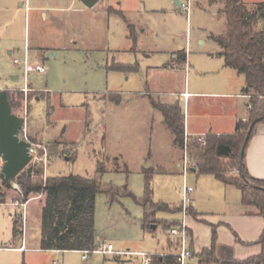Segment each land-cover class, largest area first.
Wrapping results in <instances>:
<instances>
[{
  "label": "rangeland",
  "instance_id": "rangeland-1",
  "mask_svg": "<svg viewBox=\"0 0 264 264\" xmlns=\"http://www.w3.org/2000/svg\"><path fill=\"white\" fill-rule=\"evenodd\" d=\"M25 1L0 0V86L12 95L14 113L26 119L24 127L30 140L48 149L46 164L32 160L30 166H41L43 179L69 174L98 177L103 183L127 187L138 198L145 195V170L151 169L153 199L181 209L176 213L172 209L159 211L155 221L144 227L143 207L134 198L118 196L111 201L105 193H99L96 243H111L114 251L91 252L84 260L83 252L77 250L39 249L38 210L44 196L31 194L24 202L19 184L13 180L9 189L1 190L0 264H145L137 253L162 254L159 251L172 239L167 228L180 223L177 218L183 216V179L179 174L157 172V164L169 167L175 137L160 108L148 96L136 94L145 92L151 80L154 85L159 82L148 67L164 64L169 57L167 51L182 45L194 58L201 56L202 50L217 48L207 35L210 30L220 29L221 20L199 8L196 0H192L189 13L176 6L175 0H121L128 12L142 11L140 22L148 30L138 44L147 51L164 52H152L150 56L134 51L113 53L135 45L127 38L123 19L102 10L100 3L93 8L35 17L33 11H25L26 6L21 7ZM29 42L39 46L40 57L35 51L28 53ZM46 48H54L55 54L48 56ZM14 59L22 65L15 64ZM26 60L45 63L47 71H31L25 76ZM120 64L133 68H112ZM13 76H17L16 81ZM27 84L28 89L21 90ZM175 103L184 115L182 103ZM98 161L106 168L101 175L97 172ZM149 161L155 166L151 163L145 167ZM19 215L23 228L15 234L13 217ZM23 237V249L11 248L21 245Z\"/></svg>",
  "mask_w": 264,
  "mask_h": 264
},
{
  "label": "crops",
  "instance_id": "crops-1",
  "mask_svg": "<svg viewBox=\"0 0 264 264\" xmlns=\"http://www.w3.org/2000/svg\"><path fill=\"white\" fill-rule=\"evenodd\" d=\"M243 1L248 5L258 2ZM180 2V0H175L176 6H180ZM99 3L102 10L123 19L127 27V38L135 45V48L122 51L112 50L113 53L134 51L150 56L152 52H164L163 50L147 51L142 44H138L139 39L148 30V27L140 22V18L143 19L142 11L128 12L123 8L121 0H98L92 6L86 5L83 0H26L25 4H21V7L26 6L25 11H33L35 17L40 15L47 17L49 14L56 15L58 12H69L73 9L93 8ZM79 4H81V8H79ZM196 4L199 8L210 12L213 17L221 20L220 29L217 32L210 30L207 35L209 40L217 45V48L202 50L200 52L202 55L194 58L189 57L190 52L186 51L187 49L182 45H179L177 50L167 51L169 57L164 64H154L148 67L150 73H153L154 76L157 75L156 78L159 77V82L156 81V85H154L155 82L151 80L147 84L148 88L145 92L136 95L148 96V100L156 103L181 102L184 111L182 120L185 133L190 136L233 133L239 119L248 120L249 118V96L244 92L246 79L237 70L225 65L224 57L220 54L221 47L211 37L212 34H221L225 28L224 18L219 13L223 7L222 0H196ZM9 8L6 5L5 10L8 11ZM129 25H132L133 31H130ZM201 43L205 42L202 40ZM27 47L28 53L35 51L37 57L41 56L39 46H32L29 42ZM44 50L48 56L55 54L54 48ZM184 53L186 59L182 60L181 56ZM9 54L12 52L10 51ZM12 78L14 81L17 80V76ZM28 85H25L21 90ZM0 89L4 88L0 86ZM171 144L169 167L157 164L156 169L161 175L179 174L183 179V195L186 184L195 187L191 193L192 200L189 205L193 212L185 218L193 250V255L188 260L189 264L198 259L196 255L203 249L211 247L213 231L216 233L214 264L243 261L264 253V240L259 242L264 231V218L260 215L250 214L251 209L242 204L240 189L235 185L220 181L212 174H197L193 169L185 175L181 168L182 148L174 140ZM150 153L149 155H151ZM151 163L155 166L150 161L146 165L149 167ZM245 163L248 172L253 177L264 179V123L259 124L246 148ZM29 202L30 200L27 204ZM41 210L42 206L38 210L40 217ZM15 217H13V221ZM182 219V215L177 218L180 221ZM40 239L41 233L37 242L39 249ZM170 247L171 242L168 240L166 248L159 252H165ZM11 248L23 249L24 237L21 245Z\"/></svg>",
  "mask_w": 264,
  "mask_h": 264
},
{
  "label": "trees",
  "instance_id": "trees-1",
  "mask_svg": "<svg viewBox=\"0 0 264 264\" xmlns=\"http://www.w3.org/2000/svg\"><path fill=\"white\" fill-rule=\"evenodd\" d=\"M222 2L223 7L219 13L224 18L225 28L221 34H212L211 37L221 47L220 54L224 57L225 65L245 76L244 92L249 96V118L239 119L233 133L206 134L205 144L198 142L192 136L189 137L188 149L194 162L192 169H195L197 174H212L226 184L235 185L241 191L242 204L248 208L253 207L250 208V214L264 218V179L253 177L245 163L246 148L259 124L264 123V2L254 5H248L243 0H222ZM129 28L133 31L132 25H129ZM181 58L185 60L186 54L184 53ZM112 68L128 70L133 67L120 64ZM8 98L13 110L12 95L9 92ZM153 104L163 112L164 122L173 132L175 143L183 148L186 133L180 106L177 103L153 102ZM260 117L263 118L259 119ZM254 121L256 122L246 141L248 129ZM244 145L245 150L241 153ZM31 166V175L25 169L15 180L21 188L24 202L31 194L44 196L41 210L40 249L42 250L93 251L98 246L95 208L99 193H105L111 201L118 196L134 198L143 207L144 227L150 226L155 221L159 211L169 212L172 209L176 213L181 209V207L171 208L167 202L153 199L151 169L145 170V195L138 198L127 187L119 188L112 183H103L98 177L69 174L47 176L43 179L42 167L36 164ZM105 171L106 168L98 161L99 175ZM234 171L237 173L234 174ZM11 183L12 181H8L4 184L0 179V202H4V194L1 190L9 189ZM192 212L190 209V213ZM21 216L14 218L15 234L23 228ZM263 240L264 231L259 242ZM170 242L171 247L160 255H153L149 264H180L174 255L177 245L173 239ZM215 243L216 233L213 231L211 247L203 249L196 255L199 258L198 264H214ZM231 264H264V253L243 261H233Z\"/></svg>",
  "mask_w": 264,
  "mask_h": 264
},
{
  "label": "built area",
  "instance_id": "built-area-1",
  "mask_svg": "<svg viewBox=\"0 0 264 264\" xmlns=\"http://www.w3.org/2000/svg\"><path fill=\"white\" fill-rule=\"evenodd\" d=\"M191 5H192V0H183L180 2V6L187 11L188 13L191 11ZM14 63L17 65H22V63L18 59H14ZM25 65V76H28L31 71H37L39 73H45L47 71V66L43 62L31 64L27 60L24 62ZM28 86L24 88V90H27ZM26 123V119H25ZM24 123V124H25ZM24 127V125H23ZM24 130V133L22 134ZM19 137L23 140H26L30 142V153L32 155V160L35 163H47L48 161V149L45 145L37 142H33L30 140V138L27 135L26 127L20 130ZM190 135L186 134L185 137V144L182 148L183 154H182V160H181V168L183 173L186 175L193 167L192 165V156L189 152L188 149V141H189ZM196 138V140L202 144L206 143V134H201V135H195L192 136ZM1 169L0 167V174H1ZM1 179V176H0ZM195 190V187L193 185H185L184 188V195H183V200H182V213H183V219L178 223L176 226L170 228L169 233L171 235V238L174 240V242L177 245V250L174 252V255L177 258V261L180 264H187L188 260L192 257V246L190 242V234L185 222L186 214H187V209L191 203V193ZM16 204H20L19 201H16ZM22 205H25L24 202L21 203ZM114 251V246L111 243H105L103 242L102 245L97 246L93 251L91 252H103V253H108V252H113ZM83 252L82 258L86 260L88 258V254L91 253L87 250L81 251ZM128 253V252H127ZM138 255L143 256V261L145 264H149L152 256L151 254H144V253H137ZM155 254V253H152ZM57 261H55L56 263ZM58 264H62L61 262H58Z\"/></svg>",
  "mask_w": 264,
  "mask_h": 264
},
{
  "label": "water",
  "instance_id": "water-1",
  "mask_svg": "<svg viewBox=\"0 0 264 264\" xmlns=\"http://www.w3.org/2000/svg\"><path fill=\"white\" fill-rule=\"evenodd\" d=\"M88 6H92L98 0H83ZM264 117V116H263ZM260 117L259 119H262ZM256 121L252 122L247 135L249 139L251 130ZM25 123V118L13 112L6 89H0V157L3 160L1 169V179L5 184L16 179L17 175L23 170L32 174V155L30 153V142L19 137L20 130ZM245 150V145L241 153ZM145 167H148L146 165ZM195 170V169H193ZM156 226H154L155 228Z\"/></svg>",
  "mask_w": 264,
  "mask_h": 264
}]
</instances>
